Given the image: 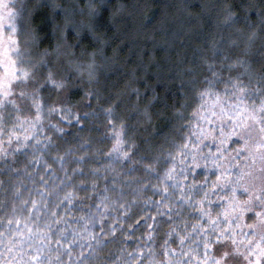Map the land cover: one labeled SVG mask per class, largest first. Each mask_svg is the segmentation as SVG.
I'll return each instance as SVG.
<instances>
[{
	"label": "clouds",
	"instance_id": "9594fccd",
	"mask_svg": "<svg viewBox=\"0 0 264 264\" xmlns=\"http://www.w3.org/2000/svg\"><path fill=\"white\" fill-rule=\"evenodd\" d=\"M3 11L0 264H264V0Z\"/></svg>",
	"mask_w": 264,
	"mask_h": 264
},
{
	"label": "snow or ice",
	"instance_id": "6c2138e0",
	"mask_svg": "<svg viewBox=\"0 0 264 264\" xmlns=\"http://www.w3.org/2000/svg\"><path fill=\"white\" fill-rule=\"evenodd\" d=\"M4 17V11H3V0H0V19H2ZM3 56H4V52L3 51H0V62H2V59H3ZM7 67V66H6ZM3 84H4V80L2 77H0V90H2L3 88ZM120 133L117 132V136L119 137ZM117 143H120L119 140H117ZM38 253L37 255L33 256L32 259L33 260H36L38 258Z\"/></svg>",
	"mask_w": 264,
	"mask_h": 264
}]
</instances>
